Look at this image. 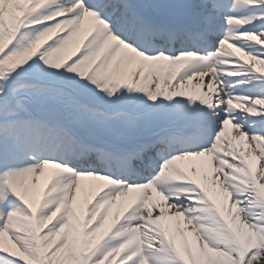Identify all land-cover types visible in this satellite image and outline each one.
<instances>
[{
    "label": "snow or ice",
    "instance_id": "1",
    "mask_svg": "<svg viewBox=\"0 0 264 264\" xmlns=\"http://www.w3.org/2000/svg\"><path fill=\"white\" fill-rule=\"evenodd\" d=\"M256 65L264 0H0V264H264Z\"/></svg>",
    "mask_w": 264,
    "mask_h": 264
},
{
    "label": "bare ground",
    "instance_id": "2",
    "mask_svg": "<svg viewBox=\"0 0 264 264\" xmlns=\"http://www.w3.org/2000/svg\"><path fill=\"white\" fill-rule=\"evenodd\" d=\"M262 68H264V66H260ZM260 106H258L259 108ZM243 150H246V151H251L250 148L247 147V141L245 142V148ZM186 165H189L191 162H184ZM202 173V174H201ZM200 179L202 182L208 184V186L210 187L211 190H213L214 192H216L217 194V198L220 200V201H223L224 200V196L223 194L219 191V182H217L216 184H212L210 182V180H215L216 176L219 175V173H216V172H212L210 173L209 170L206 168V167H201L200 169ZM91 183V182H90ZM83 198V197H82ZM234 203V201L232 200V198L230 199V201L228 200L227 201V204H228V207H229V210L233 212V214H235L237 211H238V208L237 209H232L231 208V205ZM115 211V209H114ZM240 220L242 221L244 219L243 217V214L240 213V216H239ZM181 221H183L184 225L187 224V221L186 219L184 218H181ZM169 226L171 228H175V223L174 222H171L169 221L168 222ZM188 229V228H187ZM12 243H14V241H12Z\"/></svg>",
    "mask_w": 264,
    "mask_h": 264
},
{
    "label": "rangeland",
    "instance_id": "3",
    "mask_svg": "<svg viewBox=\"0 0 264 264\" xmlns=\"http://www.w3.org/2000/svg\"><path fill=\"white\" fill-rule=\"evenodd\" d=\"M201 174H202V173H201ZM230 199H231V197L228 198L229 201H230ZM228 200H227V201H228ZM181 222H182V224L184 225L183 221H181ZM186 230H187V231H191L190 228H188V229H186Z\"/></svg>",
    "mask_w": 264,
    "mask_h": 264
}]
</instances>
